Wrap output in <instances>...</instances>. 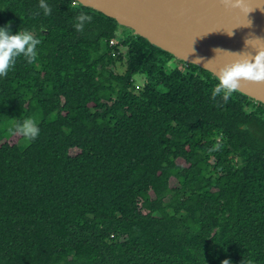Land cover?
<instances>
[{
  "label": "trees",
  "instance_id": "1",
  "mask_svg": "<svg viewBox=\"0 0 264 264\" xmlns=\"http://www.w3.org/2000/svg\"><path fill=\"white\" fill-rule=\"evenodd\" d=\"M45 2L0 0V26L42 42L0 77V264H264V105Z\"/></svg>",
  "mask_w": 264,
  "mask_h": 264
},
{
  "label": "water",
  "instance_id": "2",
  "mask_svg": "<svg viewBox=\"0 0 264 264\" xmlns=\"http://www.w3.org/2000/svg\"><path fill=\"white\" fill-rule=\"evenodd\" d=\"M73 1L114 18L121 38L142 36L218 78L225 66L255 49L264 56V0ZM248 39L252 47H246ZM239 92L264 105V83L245 82Z\"/></svg>",
  "mask_w": 264,
  "mask_h": 264
},
{
  "label": "clouds",
  "instance_id": "3",
  "mask_svg": "<svg viewBox=\"0 0 264 264\" xmlns=\"http://www.w3.org/2000/svg\"><path fill=\"white\" fill-rule=\"evenodd\" d=\"M231 2L232 0H225V3ZM39 6L43 9L45 16L51 15L52 9L45 0H40ZM76 19L77 22L74 27L77 31H82L85 23L90 22L92 17L86 13H80ZM227 34L232 36L233 32L227 31ZM249 40L245 42L246 47L251 46ZM41 43V40L29 31H18L14 34L10 23L0 26V77H5L8 74L21 55L31 62L37 55V46ZM217 50L214 49L215 52ZM195 62L198 64L199 60ZM218 76L219 81L215 85L211 96L213 99L219 96L224 102H227L233 93L241 89L243 83H264V56L260 54V49H255L248 55L242 56L225 66ZM16 130L31 140H35L40 133L39 126L31 120L23 121L22 126L18 125ZM222 264H231V261L225 259Z\"/></svg>",
  "mask_w": 264,
  "mask_h": 264
},
{
  "label": "rangeland",
  "instance_id": "4",
  "mask_svg": "<svg viewBox=\"0 0 264 264\" xmlns=\"http://www.w3.org/2000/svg\"><path fill=\"white\" fill-rule=\"evenodd\" d=\"M122 30H123V32H128L129 30H125V29H123L122 28ZM124 51H125V49H124ZM126 52V51H125ZM179 64H181V61L179 60V59H177V58H169L168 59V61H167V68L168 69H171V68H173V67H175V66H177V65H179ZM135 79H136V82H137V85L139 86V87H141V86H143L144 85V83H145V80H146V75L145 74H137L136 76H135ZM21 137V135H19V134H16L15 136H14V138H16V139H18L19 140V138ZM24 141V139L22 140V142ZM72 154H76L77 152H78V150L77 149H73L72 151ZM174 184H176V182H173Z\"/></svg>",
  "mask_w": 264,
  "mask_h": 264
},
{
  "label": "built area",
  "instance_id": "5",
  "mask_svg": "<svg viewBox=\"0 0 264 264\" xmlns=\"http://www.w3.org/2000/svg\"><path fill=\"white\" fill-rule=\"evenodd\" d=\"M111 45H114V44H117L118 42L115 40V39H113V40H111Z\"/></svg>",
  "mask_w": 264,
  "mask_h": 264
},
{
  "label": "flooded vegetation",
  "instance_id": "6",
  "mask_svg": "<svg viewBox=\"0 0 264 264\" xmlns=\"http://www.w3.org/2000/svg\"><path fill=\"white\" fill-rule=\"evenodd\" d=\"M181 61V60H180ZM179 65H182V62H181V64H179ZM260 104H262V103H260ZM263 105V104H262Z\"/></svg>",
  "mask_w": 264,
  "mask_h": 264
}]
</instances>
